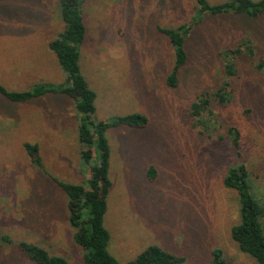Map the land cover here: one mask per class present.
Segmentation results:
<instances>
[{
	"label": "rangeland",
	"instance_id": "rangeland-1",
	"mask_svg": "<svg viewBox=\"0 0 264 264\" xmlns=\"http://www.w3.org/2000/svg\"><path fill=\"white\" fill-rule=\"evenodd\" d=\"M59 2L0 0V82L10 90L64 81L49 48L64 27ZM195 8L196 0H86L84 5L81 67L97 92L96 117L140 112L149 119L143 128L107 131L112 189L105 224L110 251L121 262L158 244L186 257L183 264H211L215 247L224 250L228 264H260L232 237L239 198L223 178L240 161L253 191L264 196V67L257 68L264 60V15L206 16L185 43L188 60L173 88L167 76L175 50L159 26L187 22ZM235 46L241 49L233 57L237 73L228 78L221 52ZM225 80L231 82L232 99L224 105L212 101L218 122L205 119L216 130H202L190 105ZM229 126L240 130V157L226 136ZM26 142L38 144L43 167L33 163ZM79 150L70 96L49 93L19 103L0 94V264H38L23 253L21 241L84 264L68 198L58 183L88 178ZM151 165L154 179L148 176Z\"/></svg>",
	"mask_w": 264,
	"mask_h": 264
},
{
	"label": "trees",
	"instance_id": "trees-1",
	"mask_svg": "<svg viewBox=\"0 0 264 264\" xmlns=\"http://www.w3.org/2000/svg\"><path fill=\"white\" fill-rule=\"evenodd\" d=\"M86 0H60V16L64 27L55 38L49 42L65 78L61 83L39 81L26 90H10L0 82V94L12 102L25 103L34 98L49 93L70 96L74 101L77 139L80 144V159L88 178L84 183L75 184L59 181L68 198L69 222L73 228L74 240L83 248L84 264H183L186 257L170 252L158 244H150L133 259L121 262L109 248L111 232L105 224L108 211V198L112 189L110 179L111 147L107 131L111 127L130 126L146 127L149 123L147 116L133 112L123 116L103 120L96 117L97 92L90 86L81 67V46L87 37V26L84 19ZM243 15L258 19L264 15V0H196L193 16L187 22L178 26H159L160 32L172 42L175 50V63L167 76L170 87L179 85L180 69L186 65L188 52L185 43L193 27L205 20L206 16ZM249 48V41L243 40ZM240 50V51H239ZM241 49L235 46L221 52L225 75L230 78L237 73L233 57ZM227 58V59H226ZM264 67V60L257 68ZM230 80H225L221 87L213 93L199 95L190 105V116L197 125L205 131H214L217 126L206 122L209 115L215 123L218 122L212 109V101L224 105L232 99ZM229 144L236 149L238 157L241 133L238 127L229 126L226 134ZM25 148L33 163L43 167L39 146L26 142ZM156 168L150 166L148 176L154 179ZM223 184L237 192L239 198V222L231 229L233 239L240 249L253 256L260 264H264V196L259 198L253 191L250 172L240 161L227 168ZM262 199L263 201L259 200ZM7 241L8 236L4 237ZM19 247L23 253L38 264H72L63 255L51 254L45 247L29 241H21ZM220 247L213 249L211 264H228Z\"/></svg>",
	"mask_w": 264,
	"mask_h": 264
}]
</instances>
